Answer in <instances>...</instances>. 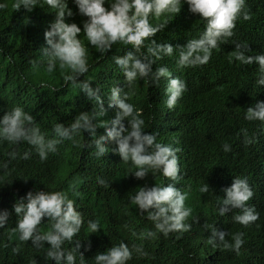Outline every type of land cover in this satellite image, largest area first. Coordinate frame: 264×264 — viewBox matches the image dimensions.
Instances as JSON below:
<instances>
[{"label": "clouds", "instance_id": "obj_1", "mask_svg": "<svg viewBox=\"0 0 264 264\" xmlns=\"http://www.w3.org/2000/svg\"><path fill=\"white\" fill-rule=\"evenodd\" d=\"M261 0H72L77 14L85 17L80 26L74 21H66L73 11L67 6L68 0H13L12 9L23 7L31 11L33 6L47 8L54 12L43 36L46 47L42 49L45 71L52 73L54 68L67 69L63 76L65 82L71 81L94 103V110L81 111L68 124L56 122L51 135H46L35 123L34 117L22 106L14 105L0 115V142L17 145L26 142L40 160L49 153H55L57 146L74 136L82 135V130L91 137L94 155L101 158L107 151V142L114 141L112 151L119 154L120 161L131 163L134 168L127 173L135 178H144L148 173L157 172L177 181L179 149L171 144L158 141L153 132L145 131V121L139 109L128 98L138 78L148 85L159 86L167 78L165 87L167 108L171 109L186 90L185 81L177 76L180 71L198 72L201 89L218 99L216 111L218 118L223 117L233 98L241 91L242 84L231 89L225 85L224 69L234 73L238 65H249L251 71L258 69L257 85H264V50L246 42L249 25H258L256 6ZM8 7L0 0V9ZM166 15L179 17L177 21L163 29ZM264 24V12L261 13ZM104 54L114 44L122 45L123 55H116L114 63L123 74L124 87L112 86L107 95V108L115 114L109 120L97 119L107 109L101 104L97 89L87 79H77L88 71L87 50L80 38ZM178 52V55L175 54ZM107 52V51H106ZM173 69V70H172ZM172 70V71H171ZM163 86V85H161ZM253 93L244 111V119L258 124V137L264 139V94ZM104 127L102 135L96 134V126ZM74 143L77 141L73 140ZM225 152L231 150L229 143L221 145ZM8 159L0 160V169H7L9 160L17 158L15 149L7 152ZM27 159L29 150L19 153ZM264 158V154H262ZM264 168V160L262 162ZM97 183L107 186L109 181L97 178ZM204 182L199 192H208ZM221 197L217 196V211L223 216L227 213L238 229L246 234L263 236L264 248V195L258 192L257 184L251 178L233 176L222 188ZM187 192L161 182L138 185L128 199L135 204L140 213L153 223L155 232L148 230L144 238L159 232L167 236L170 232H184L189 228L186 222L192 209L186 206ZM9 211L0 209V228L8 223ZM13 231L18 239H30L34 248H43L44 259L49 264H126L133 254L147 255L142 244L129 246L125 241L118 242L120 236L111 237L112 244L94 255H83L81 244L88 233L96 232L99 223L90 219L85 223L81 209L74 207V201L63 190H28L12 205ZM210 228L208 243L214 248L222 246L239 252L244 243L242 232H235L231 240H226V231ZM15 242V237L7 233ZM136 235L135 232L132 233ZM253 239L252 237H248ZM254 241V239H253ZM7 246V245H5ZM19 248L12 247L16 253ZM264 254V252H263ZM35 264V261H33Z\"/></svg>", "mask_w": 264, "mask_h": 264}, {"label": "trees", "instance_id": "obj_2", "mask_svg": "<svg viewBox=\"0 0 264 264\" xmlns=\"http://www.w3.org/2000/svg\"><path fill=\"white\" fill-rule=\"evenodd\" d=\"M2 2L8 7L0 9V115L7 108L20 105L33 115L42 132L51 135L56 122L68 124L79 112L94 110L95 103L90 98L71 81L63 80L67 69H60L57 65L52 73L45 71L41 56L43 47H46L43 32L54 18V12L39 6H33L31 11H25L23 7L12 9L13 0ZM67 6L73 15L65 16V20L80 26L85 17L77 14L72 0H68ZM262 12L264 0L254 9L258 25H249L246 40L260 50H264ZM178 18L166 15L163 29H168ZM80 38L87 50L89 67L77 79H87L90 86L97 89L101 104L107 109L97 119L109 120L115 114L113 109L107 108L111 87L129 90L114 63V57L123 55L126 49L116 43L101 54L88 44L83 33ZM224 73L227 89L239 84L243 86L220 118L216 115L220 101L201 89L198 72L185 70L177 73L185 81L186 90L171 109L164 103L167 78L163 84L160 81L158 87L138 78L131 91L128 100L139 109V115L145 121V131L153 132L158 141L179 149L176 154L180 179L177 181H170L159 171L150 172L144 178L127 173L134 166L120 161L119 154L112 151L116 147L114 141H108V151L97 158L91 137L84 130L82 135L59 144L57 151L49 153L45 160H40L26 142L17 145L0 142V160L8 159L9 150L15 149L18 153L16 159L9 160L7 169H0V209H7L10 214L6 226L0 228V264H33V261L35 264H49L44 259L43 248H34L29 244L30 239L20 241L12 230L15 227L12 217L14 201L26 191L37 189L66 191L73 199L74 207L81 209L85 223L90 219L98 221L101 228L96 232L88 233L85 229L81 244L83 255L104 251L112 244L110 236H120L118 242L123 240L129 246L142 244L147 252L143 257L134 253L126 264H264V248L258 243L263 236L244 233L227 213L221 216L217 211V196L221 197V188L233 176L251 178L257 184L258 192L264 195V139L258 137L259 122L244 119L246 107L254 103L249 98L254 92L263 95L264 85L256 84L259 71H251L247 64L236 66L234 73L226 68ZM103 133L104 127L97 124L96 134ZM225 142L231 146L228 152L221 147ZM25 150L30 152L27 159L19 155ZM98 177H103L109 184H98ZM156 182L172 183L187 192L185 204L192 209L186 220L189 223L187 231L170 232L167 236L156 232L150 238L142 236L150 229L155 232L153 223L128 197L138 185L147 183L151 186ZM204 182L209 191L200 193L199 186ZM211 225L225 230V239L229 241L233 233L242 232L244 243L239 252L209 244L210 228L206 226ZM106 231L110 236L105 239ZM7 233L15 237V242ZM13 246L19 251L13 253ZM90 262L88 258L87 264Z\"/></svg>", "mask_w": 264, "mask_h": 264}, {"label": "bare ground", "instance_id": "obj_3", "mask_svg": "<svg viewBox=\"0 0 264 264\" xmlns=\"http://www.w3.org/2000/svg\"><path fill=\"white\" fill-rule=\"evenodd\" d=\"M172 70H173V69H172ZM172 70H171V71H172Z\"/></svg>", "mask_w": 264, "mask_h": 264}]
</instances>
